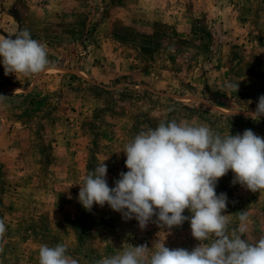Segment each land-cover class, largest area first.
I'll list each match as a JSON object with an SVG mask.
<instances>
[{
	"label": "rangeland",
	"instance_id": "374dc122",
	"mask_svg": "<svg viewBox=\"0 0 264 264\" xmlns=\"http://www.w3.org/2000/svg\"><path fill=\"white\" fill-rule=\"evenodd\" d=\"M22 29L50 63L19 80L0 64V264H38L39 247L58 243L95 264L163 240L154 223L141 230L107 204L86 211L77 200L76 184L105 159L114 187L127 171L120 151L146 127L176 120L264 137V117L229 115L254 111L264 95V0H0V36ZM232 179L216 192L230 229L249 214L251 242L264 235V190ZM197 244L187 221L165 238L169 248Z\"/></svg>",
	"mask_w": 264,
	"mask_h": 264
},
{
	"label": "clouds",
	"instance_id": "9594fccd",
	"mask_svg": "<svg viewBox=\"0 0 264 264\" xmlns=\"http://www.w3.org/2000/svg\"><path fill=\"white\" fill-rule=\"evenodd\" d=\"M49 63L46 45L33 39L27 29L18 30L14 38L0 36V64L5 75L28 78L45 71ZM229 87L236 92L238 82ZM241 111L246 118L259 121L264 117V95L258 97L254 111L246 107L229 115ZM120 152L126 157L127 171L119 173L114 187L107 183L106 159L76 184L82 207L91 211L93 205L107 204L122 219H135L141 230L156 224L166 233L165 238L187 221L198 244L191 250L166 247L165 238L157 239L151 248L128 244L95 264H264V235L251 242L244 238L249 221L246 211L239 212V229H230L224 214L227 196L216 192L219 179L229 171L232 184L253 193L264 190V137L251 129L235 135L228 130L222 135L206 124L161 120L155 128L142 129ZM185 210L189 215L183 214ZM6 230L0 219V238ZM38 264L79 261L68 254L63 243L42 244Z\"/></svg>",
	"mask_w": 264,
	"mask_h": 264
}]
</instances>
